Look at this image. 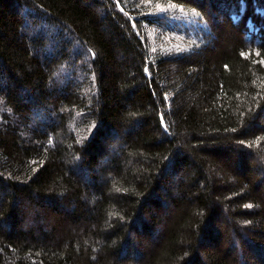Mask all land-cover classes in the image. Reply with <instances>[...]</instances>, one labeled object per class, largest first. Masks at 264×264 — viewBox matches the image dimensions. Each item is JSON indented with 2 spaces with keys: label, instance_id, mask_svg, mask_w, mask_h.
Wrapping results in <instances>:
<instances>
[{
  "label": "trees",
  "instance_id": "trees-1",
  "mask_svg": "<svg viewBox=\"0 0 264 264\" xmlns=\"http://www.w3.org/2000/svg\"><path fill=\"white\" fill-rule=\"evenodd\" d=\"M0 264H264V0H0Z\"/></svg>",
  "mask_w": 264,
  "mask_h": 264
},
{
  "label": "rangeland",
  "instance_id": "rangeland-1",
  "mask_svg": "<svg viewBox=\"0 0 264 264\" xmlns=\"http://www.w3.org/2000/svg\"><path fill=\"white\" fill-rule=\"evenodd\" d=\"M259 11H262V10L259 9ZM184 19L185 20H183L182 22H189L192 20V19H189V17H186ZM178 21H181V20H179L178 18H175L174 20H171V22H173V23H169V22H166L164 20L159 21L158 23H163L164 26L157 30L158 34L165 32V35L167 36V38L165 40H169L171 42H174L177 39H180V37L177 35V32H179V29H177V27H178L177 22ZM249 25H250V29H252V24L250 22H249ZM157 28H158V26H157Z\"/></svg>",
  "mask_w": 264,
  "mask_h": 264
},
{
  "label": "snow or ice",
  "instance_id": "snow-or-ice-1",
  "mask_svg": "<svg viewBox=\"0 0 264 264\" xmlns=\"http://www.w3.org/2000/svg\"><path fill=\"white\" fill-rule=\"evenodd\" d=\"M157 7H158L159 11H166V9H161V8H159V6H157ZM249 207H251V205H249Z\"/></svg>",
  "mask_w": 264,
  "mask_h": 264
}]
</instances>
